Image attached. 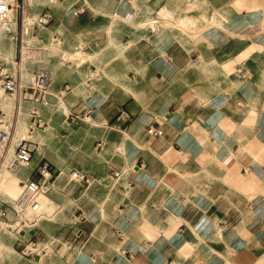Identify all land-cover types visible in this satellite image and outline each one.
Instances as JSON below:
<instances>
[{
    "label": "crops",
    "instance_id": "obj_1",
    "mask_svg": "<svg viewBox=\"0 0 264 264\" xmlns=\"http://www.w3.org/2000/svg\"><path fill=\"white\" fill-rule=\"evenodd\" d=\"M78 7L75 17L55 16L65 21L68 48L75 50L73 29H88L84 51L110 53L82 59L88 65L78 74L59 61L51 103L64 94L69 113L42 110L55 129L63 117L92 112L60 132L58 155L42 159L53 173L96 178L59 188L72 204L59 238L87 254L76 264H264V0ZM109 27L122 55L112 52ZM91 72L101 77L95 91ZM36 231L27 243L46 240L45 229Z\"/></svg>",
    "mask_w": 264,
    "mask_h": 264
},
{
    "label": "bare ground",
    "instance_id": "obj_2",
    "mask_svg": "<svg viewBox=\"0 0 264 264\" xmlns=\"http://www.w3.org/2000/svg\"><path fill=\"white\" fill-rule=\"evenodd\" d=\"M121 1L122 0H117V4L115 2L112 4L104 0V2L100 5L94 0H66L64 2L57 3H49L46 0H24L25 13L23 16V49L26 52L23 53L24 56L21 64L23 87H28L34 82V74L36 70L40 69L42 65H45L46 61L48 60H43L41 58V53H39L43 51H47L49 53V50L53 47L47 35L57 36L59 38L58 40H60L62 43L65 42V21L63 22V20H57L55 26L52 28H46L42 25L43 22H46V19L41 18V16L38 15V11L34 9L37 5H42L50 9L49 13L57 16L60 13H68L73 11L78 4H82L89 9H92L96 13H99L102 11V8H100L101 6H107L110 4L111 6H118ZM27 8L31 9L32 12L30 14H28L29 11L27 12ZM111 17L112 19L120 18V16H118L116 13L111 14ZM10 22L11 26L13 27L12 34H8L6 32L4 26L5 24L0 21V61L6 63L7 66L12 70H15L17 66L16 42L18 39V21L16 12L12 13ZM32 30L40 32V36L32 37L30 35ZM108 33L110 36L109 41L113 45L111 48L113 49L112 52L122 55L126 47L117 45L115 43L116 30L113 27H109ZM30 49L38 51L39 56L36 59L29 58V56L26 55L27 50ZM81 52L82 51L79 53L63 52L62 56L64 57L66 63L73 65L77 70L78 66L76 65V61H78ZM109 53V50L106 51V49H104L103 51L95 52V56L96 58H100L101 56ZM91 73V78H89L90 80L88 79V81L90 82L89 85L92 86L91 90L95 91V80H99L101 77L99 74H96V72ZM5 95L9 94L5 93L0 88V110L3 111L2 115L6 117L8 115L11 116L14 114V116L17 118V123L13 143L6 155L5 162L0 166V199L7 200L15 206L21 195L19 190L23 188L22 183L27 182L30 173L36 169V164H38L36 158H34L29 164H15V149L17 145H19V142L24 140H37L41 144L47 143L49 136L52 138L51 135H53V130H49L48 126L47 132L44 134L39 132H31V119L29 117H31L30 115H32L34 111L37 112V110L34 108V103L31 101H26L24 98L19 103L18 98H8ZM99 97L100 95L98 94L93 95L91 98L92 102H96ZM60 100V108L62 109L63 114L68 115L69 108L67 102L63 98H60ZM45 177H51V179H53V174H46L43 178H41V180H43ZM65 178L70 180L72 179L69 170L63 169L61 167V174L53 184L49 185L47 183L49 179H44V185L41 187L39 193V210L36 213L28 211L26 213L28 221L24 223L19 221L18 224L13 225L6 222L0 216V264H27L26 262H22L20 253L14 249L10 241L16 240L24 233H35L36 228L45 227L46 221L64 223L69 219V212L71 210L72 204L64 200L56 199L58 190ZM49 191L51 192L50 194H48ZM41 247L47 250L48 254L44 256L39 255V257L36 259L37 261L34 260L32 264H76V262L84 260L87 255L82 243L75 246L71 242L52 236L51 234H48L46 240L41 243ZM39 258H44L45 260L41 261Z\"/></svg>",
    "mask_w": 264,
    "mask_h": 264
},
{
    "label": "built area",
    "instance_id": "obj_3",
    "mask_svg": "<svg viewBox=\"0 0 264 264\" xmlns=\"http://www.w3.org/2000/svg\"><path fill=\"white\" fill-rule=\"evenodd\" d=\"M49 3H57L63 0H46ZM23 3L21 0H0V21L5 24V30L8 34L13 33V27L11 26L10 17L13 12L17 13V21L19 16L23 14ZM19 23V22H18ZM30 57L37 58L39 56L38 51L30 49ZM22 59L17 61L15 70L8 69L6 65L0 64V88L7 94L15 95L19 99V103L23 98L30 97L35 105L42 107H49L51 103L52 93V76L48 71H40L35 76L34 82L28 87H23L22 75H21ZM0 110V166L5 162L6 155L10 150L13 143L14 134L16 131L17 118L13 116L11 119H7L2 115ZM122 120L128 119V116L124 113L120 115ZM92 118L91 111H85L81 114L69 115L65 122L68 126L76 122L87 123ZM31 125L39 130H46L48 123L45 119L40 117L36 111L31 115ZM149 133L155 137L163 135V131L150 127ZM37 153L36 143L31 141H21L15 149V164L25 165L32 162ZM141 168H146L145 164L140 165ZM31 178L23 184L21 195L15 206L7 205L0 199V216L4 219H9L12 215L13 220L24 223L28 221L26 213L31 211L36 213L39 210V193L41 190L40 180L46 174H53L52 166L41 160L36 169L32 173ZM40 177V180L36 177ZM117 178L119 173H115ZM72 181L79 182L87 187L93 185L96 182V178L90 176L82 171H73L71 173ZM20 253L24 258H33L42 254H46L47 251L41 247V243L37 240H31L27 244L20 246Z\"/></svg>",
    "mask_w": 264,
    "mask_h": 264
},
{
    "label": "rangeland",
    "instance_id": "obj_4",
    "mask_svg": "<svg viewBox=\"0 0 264 264\" xmlns=\"http://www.w3.org/2000/svg\"><path fill=\"white\" fill-rule=\"evenodd\" d=\"M21 2L23 3V7H24V10H25V5H24V0H21ZM79 5V7H78V9L79 8H81V10L83 11V10H85L86 11V9H87V7L86 6H84V5H82V4H78ZM34 9H36L37 11H38V15L39 16H41V18H43V15H45L46 13L48 14V16L49 17H51L52 19H53V21L49 24V25H43V26H45L46 28H52L54 25H55V19H56V17L57 18H63V20L65 19L64 17H65V14L66 13H60L59 15H57L56 17L55 16H53L54 14H52V13H49L50 12V9H48V8H46V7H44V6H42V5H37ZM23 10V14H22V16H19V23H18V39H17V44H16V61H20V59H23V53L24 52H26L23 48H24V44H23V16H24V13H25V11ZM29 11V12H28ZM27 12H28V14H30L32 11H31V9L30 8H27ZM76 12L78 13V10H76V8L73 10V11H70V12H68L67 14L68 15H72V17H75L76 16ZM63 16V17H62ZM46 19V21L48 20V18H45ZM45 23V22H44ZM73 29V28H72ZM73 31H75L76 33L75 34H71L70 35V39H74V43H75V45H73L72 47L75 49V50H71L70 48H68V43H69V40H68V37H67V35H65L64 36V39H65V42L64 43H62L60 40H58L59 38L57 37V36H53V35H47V37H48V39L51 41V43H52V45H53V47L49 50V53L46 51H43L42 53H43V55H42V59L43 60H47L46 61V63H45V65H42L41 67H40V69H38V70H36V72H35V76L37 75V73H39L40 71H48L49 73H50V75L51 76H53L54 77V82H56V80H57V78H59V77H61V74L59 73V72H57L53 67H55L56 65H59L60 63H59V61L61 62V64H64V65H67L68 64V66H71L72 68H74V66L73 65H71V64H69V63H66L65 62V60H64V57L62 56L63 55V52H80V51H82L81 52V55H80V57L78 58V61H76V65L77 66H86V65H88V61H83L82 59H87V60H90V61H94V60H96V59H98V58H96V54H95V52H100V51H103V50H100V49H97V50H92L91 52H85L84 51V49L86 50V49H88L89 47L88 46H86V42H87V40L89 39V35L91 34V31L90 30H88V29H80V30H78L77 31V29H73ZM30 35L32 36V37H38V36H40V32H38V31H34V30H32L31 32H30ZM50 36V37H49ZM52 40H53V42H52ZM71 40V41H72ZM79 44V45H78ZM71 47V46H70ZM71 47V48H72ZM18 52V53H17ZM26 55H28L29 56V58H31L30 57V51L29 50H27V54ZM46 58V59H45ZM82 60V61H81ZM81 61V62H80ZM80 62V63H79ZM79 63V64H78ZM0 64H3V65H6V67L8 68V69H11L10 67H8L7 66V64L6 63H4V62H2V61H0ZM49 66H51V67H49ZM16 69V68H15ZM12 70V69H11ZM76 69L74 68V69H70V71L72 72V74H78V73H76L77 71H75ZM53 87V86H52ZM52 91H53V88H52ZM63 95L64 94H62L61 96H57V99H53L52 100V103H50V106L49 107H40V106H37V105H35L34 104V108L37 110V113H38V115L40 116V117H42L43 119H45L47 122H48V124H49V130H54L53 131V135H51L52 136V138L49 136V139H48V142L47 143H44V144H41L39 141H37V140H30L31 142H38V143H40V145H42V148L40 147V149H39V151H38V153H37V155H36V161H37V163L39 164V162L42 160V159H45L46 161H48L49 160V158H50V154H53V155H58V151H57V149H56V147L57 146H62V144H64L65 142H63V143H59V141H60V132L62 131V130H68V125H66V122H65V118L63 117V119H62V121L64 120V123L62 124V121H61V123H60V126H59V130L58 129H55V127H54V123L51 121V119H50V117H47L45 114H44V112H42V110H45V111H47L48 113H49V115H52V116H54V114L56 113V110H58L56 107H59L60 108V102H61V100H60V98H63L64 100H65V98L63 97ZM5 96H7L8 98H18V97H16L15 95L14 96H12V95H5ZM29 99H30V97H28ZM28 98H24L26 101H31V100H29ZM19 101V100H18ZM32 102V101H31ZM2 113H3V111H2ZM14 116V114L13 115H11V116H6V118L7 119H11L12 117ZM31 116V115H30ZM30 119H31V117H29ZM71 130V129H70ZM30 131L31 132H39V133H42V134H44V133H46L47 132V129L46 130H39V129H36V128H34L33 126H31L30 125ZM20 143V142H19ZM51 143V144H50ZM52 145V146H51ZM18 146V145H17ZM41 150V151H40ZM48 159V160H47ZM38 164H36V166L38 165ZM33 172H31L30 173V175H29V177H28V180L31 178V176L33 175L32 174ZM61 174V172H56V173H53V179H51V177H45L44 179H49L48 181H47V183L49 184V185H51V184H53L56 180H57V178H58V176ZM38 178V180H40V177L38 176V177H36V179ZM44 179L43 180H40V183H41V187H43V183H44ZM27 180V181H28ZM69 180L70 179H68V178H65L64 180H63V182H65V185H66V183H68L69 182ZM24 183H26V182H24ZM24 183H22V186H23V184ZM21 192H22V189L21 190H19V193L21 194ZM51 192L49 191L48 192V194H50ZM56 198L58 199V200H63V199H65V193H64V191H59L58 190V194L56 195ZM7 205H10V206H14L13 204H11V202H9V201H7V200H3ZM3 218V217H2ZM4 219V218H3ZM14 219V216H12V219H4L6 222H8L9 224H18L19 223V221H17V220H13ZM15 221V222H14ZM48 221H46V223H45V225H47L46 227H47V229L45 228V227H40L41 229L43 228V230L45 229L46 231H47V236H48V234L50 233L52 236H57V237H62L63 238V234L66 232V229H67V226H66V224H62V223H56V224H54V222L52 221V222H48ZM40 233L38 232V231H36L35 233H31V232H28V233H24L21 237H19V238H17L16 240H13V241H10L11 243H12V245H13V247H14V249L17 251V252H19V250H18V247H19V244H21V243H27L32 237H34V236H38ZM42 238H44L45 239V236L43 237L42 236ZM66 240H68V239H66ZM70 240V239H69ZM20 257H21V255H20ZM39 259H41V258H39ZM38 259V260H39ZM21 260H22V262H26L27 264H32V262L34 261H28V260H24L22 257H21ZM45 259L44 258H42L41 259V261H44ZM37 261V260H36Z\"/></svg>",
    "mask_w": 264,
    "mask_h": 264
}]
</instances>
